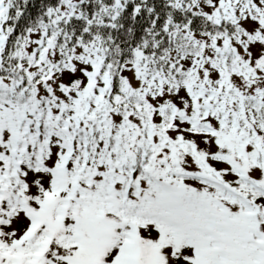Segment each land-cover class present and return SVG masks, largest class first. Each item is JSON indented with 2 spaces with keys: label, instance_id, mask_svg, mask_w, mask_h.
<instances>
[{
  "label": "snow or ice",
  "instance_id": "obj_1",
  "mask_svg": "<svg viewBox=\"0 0 264 264\" xmlns=\"http://www.w3.org/2000/svg\"><path fill=\"white\" fill-rule=\"evenodd\" d=\"M0 264H264V0H0Z\"/></svg>",
  "mask_w": 264,
  "mask_h": 264
}]
</instances>
